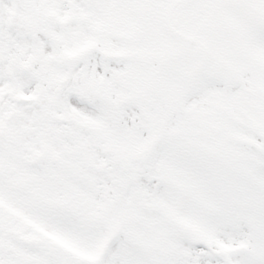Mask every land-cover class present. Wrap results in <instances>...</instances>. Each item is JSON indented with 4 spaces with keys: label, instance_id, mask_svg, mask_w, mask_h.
Segmentation results:
<instances>
[{
    "label": "snow or ice",
    "instance_id": "1",
    "mask_svg": "<svg viewBox=\"0 0 264 264\" xmlns=\"http://www.w3.org/2000/svg\"><path fill=\"white\" fill-rule=\"evenodd\" d=\"M0 264H264V0H0Z\"/></svg>",
    "mask_w": 264,
    "mask_h": 264
}]
</instances>
